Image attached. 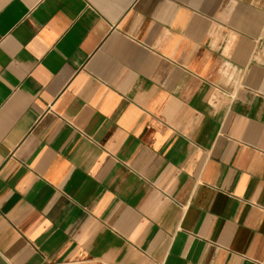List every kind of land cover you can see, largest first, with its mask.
<instances>
[{"label":"crops","instance_id":"obj_1","mask_svg":"<svg viewBox=\"0 0 264 264\" xmlns=\"http://www.w3.org/2000/svg\"><path fill=\"white\" fill-rule=\"evenodd\" d=\"M0 264H264V0H0Z\"/></svg>","mask_w":264,"mask_h":264}]
</instances>
